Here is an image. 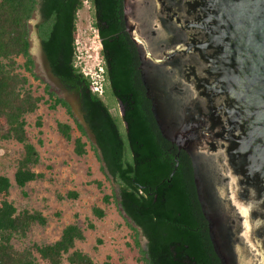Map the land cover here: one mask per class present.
<instances>
[{"label":"trees","instance_id":"1","mask_svg":"<svg viewBox=\"0 0 264 264\" xmlns=\"http://www.w3.org/2000/svg\"><path fill=\"white\" fill-rule=\"evenodd\" d=\"M83 1L0 0V140L14 141L22 149L12 179L0 173V264H95L89 254L76 247V242L84 239V229L76 220L65 224L54 241L30 242L22 247L14 244L34 225L43 227L48 222L40 210L18 209L9 199L12 181L22 189L44 176L34 170L40 156L26 129V114L38 109L40 103L49 109L64 108L79 135L72 137V125L61 120L56 121L58 133L72 141L76 155L87 152L84 124L73 116L69 102L33 71L27 22L35 10L39 15L36 32L50 71L66 89L77 92L101 169L117 184L118 199L114 193H103L102 201L115 200L130 220L131 247L137 250L139 264H221L197 199L190 158L161 135L153 118L140 80L137 48L125 30L122 0H88L100 41L103 75L121 104L122 115L111 111L91 77L75 64L77 10ZM30 77L43 84L41 93L33 88ZM35 125L41 127L40 116ZM92 182L101 186L99 180ZM77 197L76 190L57 195L59 199ZM92 213L104 216L98 206L92 207ZM87 226L93 227L91 223ZM140 233L145 238L144 247L139 242ZM101 264H112L109 256Z\"/></svg>","mask_w":264,"mask_h":264},{"label":"water","instance_id":"2","mask_svg":"<svg viewBox=\"0 0 264 264\" xmlns=\"http://www.w3.org/2000/svg\"><path fill=\"white\" fill-rule=\"evenodd\" d=\"M122 4L153 118L190 158L216 255L264 264V0Z\"/></svg>","mask_w":264,"mask_h":264},{"label":"rangeland","instance_id":"3","mask_svg":"<svg viewBox=\"0 0 264 264\" xmlns=\"http://www.w3.org/2000/svg\"><path fill=\"white\" fill-rule=\"evenodd\" d=\"M94 19L93 8L88 0L83 1L77 10V58L75 64L88 74L95 89L105 103L110 105L111 111L120 115L119 103L112 95L111 88L103 75V62L99 55V39L92 25ZM39 21L35 10L28 20L29 52L34 61L33 71L43 81L50 85L60 97L65 98L70 106L73 116L83 123L79 96L76 91L65 88L59 78L49 69L47 60L41 49L35 24ZM22 61L21 58L18 59ZM30 82L37 93L42 92L43 84L30 77ZM40 116L42 125L36 127L35 120ZM26 129L32 143L39 152L40 161L34 170L44 174L42 179L27 183L19 188L12 181L9 199L20 208H35L40 210L47 218L45 226L34 225L27 236L15 240L17 247L30 242L54 241L61 232L62 227L76 220L84 229V239L76 242V247L89 254L95 264H101L107 256L112 264H139L137 250L131 247L130 220L122 212L118 203L112 200L109 203L102 201L103 193H114L117 197V184L107 177L101 169V161L93 149L94 138L85 126L86 154L78 156L73 152L72 141H66L56 129V121L69 122L72 137L79 135L72 119L64 108L58 106L49 109L47 104L40 103L38 109L26 114ZM42 132L39 133L38 130ZM21 145L10 140H0V173L12 179L15 169V160L21 154ZM92 180H99L101 186L97 187ZM68 190H76V199H59ZM98 206L104 210L103 217L92 213V207ZM55 213H58L56 216ZM91 223L93 227L87 225ZM100 240V242H98ZM139 242L145 246V238L139 234ZM63 264H67L64 262Z\"/></svg>","mask_w":264,"mask_h":264},{"label":"built area","instance_id":"4","mask_svg":"<svg viewBox=\"0 0 264 264\" xmlns=\"http://www.w3.org/2000/svg\"><path fill=\"white\" fill-rule=\"evenodd\" d=\"M98 36V35H97ZM99 39V38H98ZM99 44H100V41H99Z\"/></svg>","mask_w":264,"mask_h":264},{"label":"flooded vegetation","instance_id":"5","mask_svg":"<svg viewBox=\"0 0 264 264\" xmlns=\"http://www.w3.org/2000/svg\"><path fill=\"white\" fill-rule=\"evenodd\" d=\"M80 102V101H79Z\"/></svg>","mask_w":264,"mask_h":264}]
</instances>
